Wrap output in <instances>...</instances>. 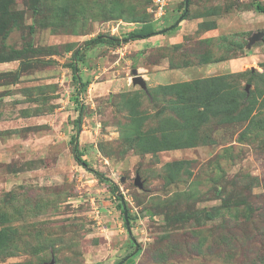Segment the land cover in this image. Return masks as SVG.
I'll return each mask as SVG.
<instances>
[{
	"label": "rangeland",
	"instance_id": "obj_1",
	"mask_svg": "<svg viewBox=\"0 0 264 264\" xmlns=\"http://www.w3.org/2000/svg\"><path fill=\"white\" fill-rule=\"evenodd\" d=\"M42 1L9 0L24 10L25 26L5 42L56 52L26 81L50 83L37 101L48 115L32 122L40 130L0 152V230L8 235L0 231V264H264V12L254 6L264 0H189L190 18L172 32L185 0H170L161 15L155 0ZM214 15L223 25L207 36ZM197 16L206 17L199 30ZM145 23L164 32L128 40ZM98 35L123 41L86 48ZM204 58L243 63L224 73L226 107L201 124L197 146L147 151L143 136L179 125L170 104L177 97L162 87L201 78L172 70ZM136 75L147 90L133 84ZM74 137L89 165L119 186L132 234L122 198L74 158Z\"/></svg>",
	"mask_w": 264,
	"mask_h": 264
},
{
	"label": "trees",
	"instance_id": "obj_2",
	"mask_svg": "<svg viewBox=\"0 0 264 264\" xmlns=\"http://www.w3.org/2000/svg\"><path fill=\"white\" fill-rule=\"evenodd\" d=\"M42 0H37V4L42 3ZM11 2L9 0H0V61L2 60H19L21 67L20 71L26 70L27 68H32V66L40 64H49L52 59H46L45 56L53 55L56 45L48 46H37L32 41H27L23 44L22 47L17 48L10 44H7V38L10 33L16 28H22L25 26V13L23 9H12L10 7ZM36 4L34 8V14L38 16L44 12L43 9ZM185 4V3H184ZM255 10L258 12H264V6L259 2L254 4ZM190 18V11L183 8L182 14L179 19L169 28L166 32H172L173 30L179 27L181 21ZM38 19L26 25L29 27L30 32H34L37 29ZM201 24H206L202 22ZM216 23L214 22L207 30L215 28ZM200 29V28H199ZM198 29V30H199ZM163 31H155L150 23H145L141 28L132 31L128 35V40H138L151 37ZM122 39L117 37H109L104 35H98L95 38L89 39L85 42L86 48H91L97 44L106 43V44H120ZM55 51V52H53ZM82 49H77L73 54L72 67L74 70H77V61L80 60ZM225 58H220L218 60L210 61V59L204 58L202 63L207 64L210 62L224 61ZM240 72H235L232 74H238ZM229 74L217 75L212 77L197 78L190 81L172 83L163 86L169 92H172L176 95V101H170L172 109L177 114L176 117L179 118L178 127H166L161 138L155 136L145 135L144 138L146 141H152V144L148 143L147 151L149 152H160L166 150H176V149H185L192 148L197 146L199 142L198 131L199 127L203 122H205L211 115H218L222 112L220 109L226 107L225 96L230 91L227 88L226 76ZM76 80L79 81V77L76 75ZM37 97L32 100H41L46 101L47 96L41 87H37ZM174 96V95H173ZM171 97V96H170ZM175 97V96H174ZM173 97H171L172 99ZM224 100V101H223ZM37 112L40 113L41 109H37ZM239 118V117H238ZM169 119L167 120V122ZM81 124V117L77 118V126ZM72 152L74 158L78 161L87 170L91 171L100 181L106 182L111 187V190L114 194L118 195L119 186L110 178H108L104 173L98 171L91 167L86 159L83 158V153L79 148V142L77 137L73 138ZM122 198L121 195H118ZM5 217L0 215V223L4 225ZM129 217V221H130ZM7 227L3 226V229L0 230L3 237H7Z\"/></svg>",
	"mask_w": 264,
	"mask_h": 264
},
{
	"label": "crops",
	"instance_id": "obj_3",
	"mask_svg": "<svg viewBox=\"0 0 264 264\" xmlns=\"http://www.w3.org/2000/svg\"><path fill=\"white\" fill-rule=\"evenodd\" d=\"M214 16V22L216 23V26L213 29L206 30L207 36H215L216 30L219 31L221 26L223 25V18L221 17V15ZM197 18V28L199 29L200 24L204 22L206 17L197 16ZM178 36L180 37V35ZM237 59L238 58L230 59L229 64L226 60L216 61L204 64L201 67H195L197 69H175L172 70V72L188 71L191 75L196 73L198 76H201V78L212 77L211 74H215L218 72L220 73V71L222 74H216L213 76L223 75L228 71V69H230L231 73L235 72V70L232 68L239 67L243 64ZM20 67L21 64L19 60L0 61V152L4 151V149L6 148H8V150L10 148H14L15 145L19 142L17 140L23 139V137L30 135V132L32 131H34L35 133V131L40 130V127L42 125H37V123L33 124L32 122L39 117L48 115V111L38 113L37 100L32 99L37 97V87H41L42 90H46L47 85H49L50 83L30 85L29 82L26 81L29 80V77L31 75H34L36 73L40 66L35 64L34 66H32V68H27L26 70L22 71H20ZM236 70L238 72V69ZM186 81L190 80L188 79ZM15 95H20L21 99L16 98L17 101H14L15 99H9ZM14 108H17V113L15 114L13 113ZM18 122L23 124H17ZM29 146L32 147L29 144L26 147L25 145H23V148H25L28 152L30 151Z\"/></svg>",
	"mask_w": 264,
	"mask_h": 264
},
{
	"label": "water",
	"instance_id": "obj_4",
	"mask_svg": "<svg viewBox=\"0 0 264 264\" xmlns=\"http://www.w3.org/2000/svg\"><path fill=\"white\" fill-rule=\"evenodd\" d=\"M185 6H186V9H188V6H189V0H185ZM133 84L134 85H139L142 89L144 90H147V83H146V80L144 79L143 76L141 75H136L133 77ZM135 184L140 187V188H143V184L141 182V179H140V176H137L136 179H135ZM120 195V194H119ZM122 205H123V208H124V214H125V220H126V225H127V229H128V232L130 234H132V231H131V227H130V221H129V217H128V213H127V210H126V204H125V201L124 199L122 198ZM138 247V246H137ZM139 248L136 249V251L138 250Z\"/></svg>",
	"mask_w": 264,
	"mask_h": 264
},
{
	"label": "built area",
	"instance_id": "obj_5",
	"mask_svg": "<svg viewBox=\"0 0 264 264\" xmlns=\"http://www.w3.org/2000/svg\"><path fill=\"white\" fill-rule=\"evenodd\" d=\"M170 0H155L154 3L157 6V14L161 15L164 13L165 7L168 5Z\"/></svg>",
	"mask_w": 264,
	"mask_h": 264
}]
</instances>
